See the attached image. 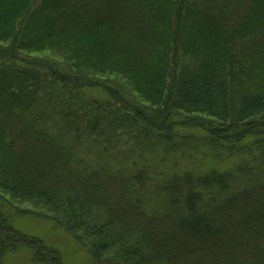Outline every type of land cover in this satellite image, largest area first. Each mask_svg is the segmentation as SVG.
<instances>
[{
	"label": "trees",
	"instance_id": "16d2710c",
	"mask_svg": "<svg viewBox=\"0 0 264 264\" xmlns=\"http://www.w3.org/2000/svg\"><path fill=\"white\" fill-rule=\"evenodd\" d=\"M0 192L91 264H264V0H0Z\"/></svg>",
	"mask_w": 264,
	"mask_h": 264
},
{
	"label": "rangeland",
	"instance_id": "374dc122",
	"mask_svg": "<svg viewBox=\"0 0 264 264\" xmlns=\"http://www.w3.org/2000/svg\"><path fill=\"white\" fill-rule=\"evenodd\" d=\"M41 56H51L49 52L39 53ZM120 80L125 82L119 77ZM99 94H103L97 89ZM201 157V156H200ZM197 158V157H196ZM202 161L201 165L197 162L195 166L199 171H206L219 164L212 162L208 158H197ZM220 162L221 170L233 169L242 160ZM179 165V164H178ZM184 165V163H182ZM193 165V164H192ZM180 166V165H179ZM2 197L0 200V214L6 217L5 221L10 223L16 231L27 235L29 238L40 239L45 245L53 247L58 251L60 260L63 264H91V260L81 246H78L73 238H70L64 231L55 227L50 221L41 217L36 209L28 204L18 201V199L10 197L4 192H0ZM38 211V210H37ZM3 264H50L44 262H34L28 250H16L10 252L3 259Z\"/></svg>",
	"mask_w": 264,
	"mask_h": 264
}]
</instances>
